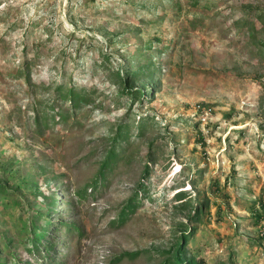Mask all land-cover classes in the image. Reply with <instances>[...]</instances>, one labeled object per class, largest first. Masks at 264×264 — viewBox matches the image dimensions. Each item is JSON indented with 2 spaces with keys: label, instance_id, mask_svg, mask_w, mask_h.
Listing matches in <instances>:
<instances>
[{
  "label": "rangeland",
  "instance_id": "obj_1",
  "mask_svg": "<svg viewBox=\"0 0 264 264\" xmlns=\"http://www.w3.org/2000/svg\"><path fill=\"white\" fill-rule=\"evenodd\" d=\"M259 13L264 0H0V263L162 264L191 232L186 257L200 264H264ZM60 84L90 106L36 130ZM120 123L128 139L99 179ZM147 165L146 197L114 227ZM177 191L206 204L198 222ZM36 214L46 238L28 253Z\"/></svg>",
  "mask_w": 264,
  "mask_h": 264
},
{
  "label": "trees",
  "instance_id": "obj_2",
  "mask_svg": "<svg viewBox=\"0 0 264 264\" xmlns=\"http://www.w3.org/2000/svg\"><path fill=\"white\" fill-rule=\"evenodd\" d=\"M251 15V14H250ZM257 21H259L262 24V28L264 31V13H259L256 15ZM247 25H249L250 30L253 28L254 24L250 23V21L246 22ZM262 48L264 49V41L260 42ZM24 79L26 82H29L30 74L28 73V70L24 73ZM124 85L126 87L127 80L124 79ZM134 91V90H133ZM136 91V90H135ZM123 94H126L128 97H131V100H139V97L137 95L133 94L131 95L130 89L124 88L122 89ZM55 98L53 101L46 107V109L41 114H36L34 123H35V129L36 130H42L43 127H48L51 124H56L57 122H66L70 118H74V116L83 108L86 106H90L91 100L87 97V94L82 89H78L76 87H64L63 84H60L57 86L54 92ZM138 98V99H137ZM67 108V109H65ZM148 121L141 120L140 123L138 122V133L141 135V132H143V129L147 125ZM128 125L125 123H120L116 127V133L114 135V138L111 140L110 144L107 145L106 151L104 153L103 161L100 166V170L98 173L99 179L105 178V170L111 169L113 163L117 162L118 153L119 150L117 149L123 140L128 139ZM119 143V144H118ZM150 168L148 165L145 167V170L143 171V177L140 181V183L137 186V189L135 190V193L132 197H130L125 204H123L121 211L118 213L117 219L112 223L114 227H122L126 222L130 220V218L133 216V214L136 212L139 205L142 203L143 198L146 197V193L148 190L147 185H145V180L149 179ZM97 181L93 182L91 184L92 189L95 188V184ZM6 192L4 189L0 187V194ZM85 191L77 192L78 199H84L88 196V193ZM184 191H177L173 197L175 198V201L178 202L179 208L185 209L187 206H189V202H187L185 198ZM208 205V204H207ZM48 208H55L54 202H50L46 205ZM254 207L258 206V210L255 209L257 212L261 211V206L263 205H253ZM191 207L189 218L193 223H196L199 221V217L202 215L204 210L206 209L205 203H200L199 205H192ZM208 208V207H207ZM192 210V211H191ZM38 215L36 218H38V221L41 220L40 226L36 225L33 222V219H30L31 223L29 226L22 231L26 234L24 235L26 240L23 244H25L26 252L31 253L33 252L42 240H44L46 237V231H47V220L46 217H44L43 214H36ZM257 220L260 221V216L258 215ZM35 221V220H34ZM21 231V229H20ZM192 236L191 232H184L181 233L177 240V245H175V249L173 254H171V257L166 259L162 264H200V261L197 262L193 258H187L186 253L188 250V242L190 241V238ZM47 240H45L46 242ZM47 244H43V250L46 249ZM29 246H31L29 248ZM137 253H125L123 256H127L129 258H133L136 256ZM122 257H118L115 260L121 261ZM0 264H4L3 262ZM233 264V263H232Z\"/></svg>",
  "mask_w": 264,
  "mask_h": 264
},
{
  "label": "built area",
  "instance_id": "obj_3",
  "mask_svg": "<svg viewBox=\"0 0 264 264\" xmlns=\"http://www.w3.org/2000/svg\"><path fill=\"white\" fill-rule=\"evenodd\" d=\"M202 110V111H200ZM199 112H201L199 115V121L202 122V125H205L207 124V119H208V116H210V113H211V109L210 108H206V109H202L200 107H197V110H196V113L198 114ZM258 208V206H257ZM260 237H264V230H260Z\"/></svg>",
  "mask_w": 264,
  "mask_h": 264
},
{
  "label": "clouds",
  "instance_id": "obj_4",
  "mask_svg": "<svg viewBox=\"0 0 264 264\" xmlns=\"http://www.w3.org/2000/svg\"><path fill=\"white\" fill-rule=\"evenodd\" d=\"M260 237V236H259ZM260 238H264V237H260Z\"/></svg>",
  "mask_w": 264,
  "mask_h": 264
}]
</instances>
